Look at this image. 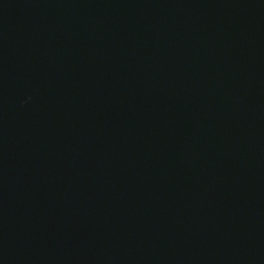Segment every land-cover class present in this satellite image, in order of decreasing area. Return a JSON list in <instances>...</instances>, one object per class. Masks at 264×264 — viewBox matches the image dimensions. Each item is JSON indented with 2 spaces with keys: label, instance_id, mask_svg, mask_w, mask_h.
I'll use <instances>...</instances> for the list:
<instances>
[{
  "label": "water",
  "instance_id": "1",
  "mask_svg": "<svg viewBox=\"0 0 264 264\" xmlns=\"http://www.w3.org/2000/svg\"><path fill=\"white\" fill-rule=\"evenodd\" d=\"M0 264H264V0H0Z\"/></svg>",
  "mask_w": 264,
  "mask_h": 264
}]
</instances>
